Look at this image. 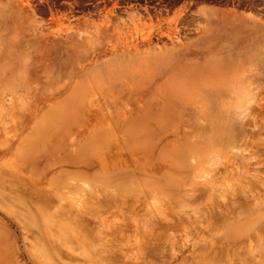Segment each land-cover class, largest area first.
I'll use <instances>...</instances> for the list:
<instances>
[{
	"label": "rangeland",
	"instance_id": "1",
	"mask_svg": "<svg viewBox=\"0 0 264 264\" xmlns=\"http://www.w3.org/2000/svg\"><path fill=\"white\" fill-rule=\"evenodd\" d=\"M185 7L80 22L0 0V264H264V0ZM99 80L134 92H71Z\"/></svg>",
	"mask_w": 264,
	"mask_h": 264
},
{
	"label": "flooded vegetation",
	"instance_id": "2",
	"mask_svg": "<svg viewBox=\"0 0 264 264\" xmlns=\"http://www.w3.org/2000/svg\"><path fill=\"white\" fill-rule=\"evenodd\" d=\"M42 19L65 21H116L143 19L156 22L164 20L178 8L194 6L199 0H33ZM228 2L229 0H220ZM241 3L246 0H237ZM187 7V10H190ZM194 9L187 14L191 20ZM184 15V13L182 14ZM190 17V18H189Z\"/></svg>",
	"mask_w": 264,
	"mask_h": 264
},
{
	"label": "bare ground",
	"instance_id": "3",
	"mask_svg": "<svg viewBox=\"0 0 264 264\" xmlns=\"http://www.w3.org/2000/svg\"><path fill=\"white\" fill-rule=\"evenodd\" d=\"M27 3V2H26ZM190 18V17H189ZM186 21V20H185ZM196 22V21H195ZM197 23V22H196ZM188 25V24H187ZM203 27V26H202ZM122 32V31H121ZM130 32V31H129ZM151 33V32H150ZM117 34H119V35H121V33H117ZM123 34V33H122ZM128 34H130V33H128ZM123 36V35H122ZM125 37H127V36H125ZM180 37V36H179ZM132 38V37H131ZM175 38V37H174ZM125 40L127 39V38H124ZM147 37H146V34H145V36H144V34H142L141 35V40L142 41H147ZM250 42V41H249ZM52 44V43H51ZM112 51H118V49H116V48H113L112 49ZM121 53H120V56L122 57V59L123 58H125L126 56H128V57H131V56H133L132 55V52H134V55L135 56H137V55H139L140 54V50L138 49V47H137V45L135 44V45H132V44H129V42L128 41H123L122 42V47H121V49L119 50ZM151 51V49H147V50H145V52L147 53H149ZM160 51H162V52H174L175 51V49L174 48H171V49H160ZM77 53H78V51H76ZM76 54V53H75ZM117 55V54H116ZM87 55L85 54L84 56L82 55V57H78V55H75V57H76V59H77V61H80L81 59H84L85 57H86ZM80 66V65H79ZM96 66V65H95ZM95 68V67H94ZM84 69V68H83ZM76 70V69H75ZM85 70V69H84ZM92 71V70H91ZM86 72V71H85ZM73 73V72H72ZM78 73H79V71H78ZM123 73H124V71L122 70V69H120V71H119V75L120 76H122L123 75ZM115 75V72H114V70H113V68H107L106 69V72H102V71H97V72H95V76H97V77H100V78H102V77H105V76H107V77H110V76H114ZM86 76V75H85ZM94 76V77H95ZM91 77V76H90ZM93 77V76H92ZM124 86L122 85V84H117V82L116 81H104V80H99V81H96V89L93 87V84L92 83H87V84H84V85H76L75 87H74V89L71 91L72 93H75V94H79V93H97V92H125V91H128V92H134V90L133 89H127V90H125V88H123ZM59 89L61 90L62 89V87H59ZM106 92V93H107ZM92 97H98L97 95L96 96H92ZM91 97V98H92ZM111 97V96H110ZM13 98V97H12ZM11 97H10V99H12ZM82 98H87V97H82ZM7 100H8V98H7ZM111 100V99H110ZM6 99H4V97H1L0 98V106L1 105H3V104H5V106H6ZM8 103H10V102H8ZM104 103V102H103ZM5 106H3V107H5ZM7 106H10V104H8ZM89 107V106H88ZM87 107V108H88ZM6 108V107H5ZM4 108V109H5ZM8 108V107H7ZM83 108H85V109H87L86 108V106H85V104H84V106H83ZM95 108H96V106H95ZM103 108V107H102ZM102 108H100L101 110H102ZM97 110V109H96ZM84 111V110H83ZM88 111H89V109H88ZM99 111V110H98ZM264 112V111H263ZM76 138V137H75ZM75 138L73 139V140H75ZM72 139V137L70 138V140ZM69 139L66 141V142H68V141H70ZM73 142V141H72ZM69 143V142H68ZM71 143V142H70ZM66 144V143H65ZM70 145V144H69ZM213 179V178H212ZM213 182H214V180H211V181H209L207 184H205L204 185V187L205 188H207V186L209 185L210 187H212L213 186ZM70 187V186H69ZM66 190V189H65ZM67 190H68V188H67ZM251 191V190H250ZM68 192V191H67ZM255 195V194H254ZM59 198V197H58ZM252 198V197H251ZM257 202V201H256ZM233 207L235 208V206L233 205ZM218 214V213H217ZM219 215V214H218ZM215 216V214L212 212L210 215H209V217H214ZM202 217H207V216H202ZM223 217V216H222ZM183 221V218H182V216H180L179 218H178V222L180 223V222H182ZM172 225V224H171Z\"/></svg>",
	"mask_w": 264,
	"mask_h": 264
}]
</instances>
